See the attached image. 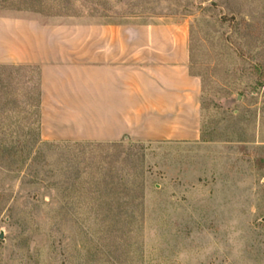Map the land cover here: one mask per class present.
<instances>
[{"label":"rangeland","instance_id":"rangeland-1","mask_svg":"<svg viewBox=\"0 0 264 264\" xmlns=\"http://www.w3.org/2000/svg\"><path fill=\"white\" fill-rule=\"evenodd\" d=\"M0 15L182 20L201 81L196 140L49 141L37 67L0 64V264H264V0H0Z\"/></svg>","mask_w":264,"mask_h":264},{"label":"crops","instance_id":"crops-1","mask_svg":"<svg viewBox=\"0 0 264 264\" xmlns=\"http://www.w3.org/2000/svg\"><path fill=\"white\" fill-rule=\"evenodd\" d=\"M0 64L38 67L44 140L199 138L201 81L182 20L83 28L0 15Z\"/></svg>","mask_w":264,"mask_h":264},{"label":"trees","instance_id":"trees-1","mask_svg":"<svg viewBox=\"0 0 264 264\" xmlns=\"http://www.w3.org/2000/svg\"><path fill=\"white\" fill-rule=\"evenodd\" d=\"M38 69V67H37ZM38 78H39V70H38ZM26 99V98H25ZM36 100V106L37 107V113H38V122L40 121V82H39V79H38V88H37V97L35 98ZM27 101V99H26ZM39 125V124H38Z\"/></svg>","mask_w":264,"mask_h":264}]
</instances>
